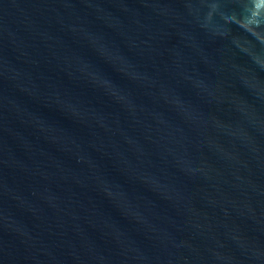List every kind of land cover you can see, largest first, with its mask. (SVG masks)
<instances>
[{
  "label": "water",
  "instance_id": "1",
  "mask_svg": "<svg viewBox=\"0 0 264 264\" xmlns=\"http://www.w3.org/2000/svg\"><path fill=\"white\" fill-rule=\"evenodd\" d=\"M0 264H264V0H0Z\"/></svg>",
  "mask_w": 264,
  "mask_h": 264
}]
</instances>
